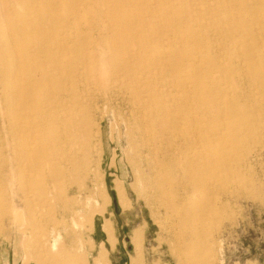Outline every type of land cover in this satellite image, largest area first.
I'll return each mask as SVG.
<instances>
[{
	"label": "rangeland",
	"instance_id": "rangeland-1",
	"mask_svg": "<svg viewBox=\"0 0 264 264\" xmlns=\"http://www.w3.org/2000/svg\"><path fill=\"white\" fill-rule=\"evenodd\" d=\"M114 90L115 109L89 105ZM83 109L93 137L78 171L67 153ZM168 111L215 140L192 172L204 190L184 225L142 194L126 132ZM15 122L23 171L9 151ZM185 161L166 163L178 180ZM59 169L55 194L47 174ZM24 178L40 201L31 212L15 195ZM0 264H264V0H0Z\"/></svg>",
	"mask_w": 264,
	"mask_h": 264
},
{
	"label": "bare ground",
	"instance_id": "bare-ground-1",
	"mask_svg": "<svg viewBox=\"0 0 264 264\" xmlns=\"http://www.w3.org/2000/svg\"><path fill=\"white\" fill-rule=\"evenodd\" d=\"M121 94L122 90L117 92L114 90L112 94L108 93L99 96L91 95L88 98L89 105L103 101L109 104V108L112 107L115 109L113 105L118 102ZM76 109H80V106ZM162 111L165 113L164 109ZM170 112L171 111H168L167 113L169 114ZM93 114L94 112L92 109L79 110V112H77L71 120V134L76 140L72 143L74 148H71V151L68 152L69 155L67 153V156H70L69 159L68 157L67 159L70 163H73L74 167H76L78 171H81L79 161L81 159L90 158V150L87 148L85 141L92 140L91 137H93V134H91L86 118L92 116ZM198 114L201 118L202 113L199 112ZM103 118L104 117H102V119ZM123 121L126 120L123 118ZM135 123V125H132L127 122L126 132L134 151L133 163L137 170V179L140 181L142 186V194L147 198L149 197L152 202L158 206V211L160 213L165 215H178L179 222L184 225L189 219L191 213L190 209L189 211L184 209L186 207H191L196 194L204 190L203 181L201 179H197L192 172L199 169L203 170L206 166H209L210 161L208 159V155L211 151L209 146L210 143H215V140L211 139L209 141H205L204 137L206 136L204 135L205 133L202 132L204 127H202V130L200 131L198 122L193 120L187 124L172 117L170 114L167 116L166 120L162 123H158L157 126L154 127L152 126L150 120L145 118V116L137 118ZM16 124V122L11 124V135L14 138L10 142L9 151L11 160L15 165V171H23L27 167L32 168V165L29 158L27 141L22 139V148L19 137H16L18 135V132L16 131ZM190 125L193 129L188 132L187 126ZM173 131H176V135H174ZM168 135L171 136L169 137ZM173 150L175 152H173ZM44 153L47 154L45 151H41L39 153V157L42 156V154L44 155ZM49 153L50 152H48V154ZM177 155L180 160L184 157L186 160L184 164L188 166V170L185 171L183 177H180L179 180L172 174V170L174 168L166 164ZM178 168L179 167L176 169ZM62 170L59 169V172L49 171L47 174L48 178L54 185L55 194L57 193L56 182L58 178L62 176L68 177L67 170ZM36 171L42 173L39 169ZM84 171H87V169H84ZM28 174L30 175V172ZM30 183L29 179L24 178L23 181L15 188V195L17 197H23L24 210L29 212H31L32 209L40 203L38 198L31 199L27 196L31 185ZM69 183L70 186L72 184L73 186L65 188L66 195L61 199L60 203V209L63 214L66 213V209L69 204L75 202V197L72 195L77 193L79 190V181L76 176L70 180ZM114 185L118 192V199L121 204L124 205L126 202V196L122 185L119 182ZM102 195L103 191H100L98 196ZM18 223H23L22 218H19ZM26 223H34V220L30 215L26 217Z\"/></svg>",
	"mask_w": 264,
	"mask_h": 264
}]
</instances>
